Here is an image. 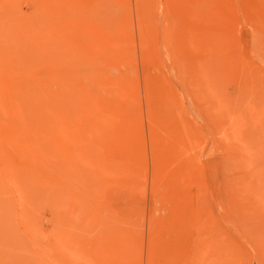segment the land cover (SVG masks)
<instances>
[{
	"label": "rangeland",
	"instance_id": "obj_1",
	"mask_svg": "<svg viewBox=\"0 0 264 264\" xmlns=\"http://www.w3.org/2000/svg\"><path fill=\"white\" fill-rule=\"evenodd\" d=\"M0 264H264V0H0Z\"/></svg>",
	"mask_w": 264,
	"mask_h": 264
}]
</instances>
